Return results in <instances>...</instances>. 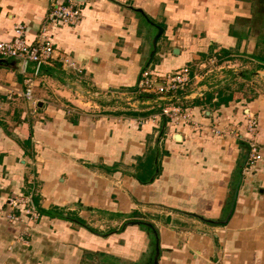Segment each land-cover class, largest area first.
Returning <instances> with one entry per match:
<instances>
[{
    "label": "crops",
    "instance_id": "0c3cea01",
    "mask_svg": "<svg viewBox=\"0 0 264 264\" xmlns=\"http://www.w3.org/2000/svg\"><path fill=\"white\" fill-rule=\"evenodd\" d=\"M54 1L0 0V41H32ZM59 1L82 18L48 26L31 100L34 63L0 57V264H151L137 219L158 264H264V0ZM183 66L184 91L138 90ZM19 194L41 214L10 221Z\"/></svg>",
    "mask_w": 264,
    "mask_h": 264
},
{
    "label": "built area",
    "instance_id": "2783aa9c",
    "mask_svg": "<svg viewBox=\"0 0 264 264\" xmlns=\"http://www.w3.org/2000/svg\"><path fill=\"white\" fill-rule=\"evenodd\" d=\"M82 18V12L74 2L64 3L55 0L51 4V10L44 23L40 26L38 34L32 41H28L26 37V28L23 24L17 23L13 27V34L9 40L0 41V57L16 58L20 61L29 60L34 63L33 70L30 75L25 77V89L23 95L27 100H31L32 86L34 84V77L37 76L41 65L47 63L53 58L55 52L54 43L51 36L47 34L48 26L55 22L67 26H77ZM60 62L80 72L75 64L69 60L68 57L59 56ZM215 62V59H213ZM212 69V68H211ZM190 78V69L188 66H183L172 72L161 74L144 69L141 72L140 78L137 82L138 90L142 92H152L157 95H166L168 93H177L184 91L188 85ZM163 116L169 117L172 121H179L185 119L187 114L180 113L177 108L163 107L160 112ZM251 130L256 129V124L253 120L249 122ZM249 152L246 158V165L244 170L255 164L261 158V148L255 141H248ZM6 206L9 211L5 216L10 221H18L19 213L35 218L37 212L32 206L30 198L24 197L22 194L10 195L6 199Z\"/></svg>",
    "mask_w": 264,
    "mask_h": 264
},
{
    "label": "water",
    "instance_id": "95a60500",
    "mask_svg": "<svg viewBox=\"0 0 264 264\" xmlns=\"http://www.w3.org/2000/svg\"><path fill=\"white\" fill-rule=\"evenodd\" d=\"M161 31V28H159V32ZM4 59H0V62H4ZM127 223L130 224H137V225H142L145 226L148 230H150V232L153 234L154 236V252L152 254V260H151V264H158V255H159V242H158V236H157V232L155 227L153 226V224L151 222H147L144 221L142 219H137V220H133V221H129Z\"/></svg>",
    "mask_w": 264,
    "mask_h": 264
},
{
    "label": "trees",
    "instance_id": "16d2710c",
    "mask_svg": "<svg viewBox=\"0 0 264 264\" xmlns=\"http://www.w3.org/2000/svg\"><path fill=\"white\" fill-rule=\"evenodd\" d=\"M33 201H34V198H33ZM33 203L35 204V208L37 209V212H38L39 214H41L40 209L38 208V206H37V204H36V199H35V201H34ZM76 220H78L79 222H81V220H79L78 218H76ZM104 260H105V259H104ZM109 264H114V263L110 262Z\"/></svg>",
    "mask_w": 264,
    "mask_h": 264
},
{
    "label": "rangeland",
    "instance_id": "374dc122",
    "mask_svg": "<svg viewBox=\"0 0 264 264\" xmlns=\"http://www.w3.org/2000/svg\"><path fill=\"white\" fill-rule=\"evenodd\" d=\"M91 264H96V260H94V262H90ZM87 264H89V263H87Z\"/></svg>",
    "mask_w": 264,
    "mask_h": 264
}]
</instances>
